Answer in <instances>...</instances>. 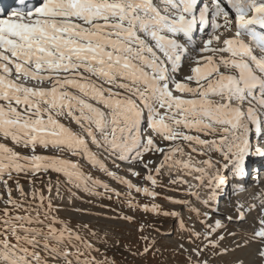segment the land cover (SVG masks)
I'll use <instances>...</instances> for the list:
<instances>
[{
  "label": "snow or ice",
  "instance_id": "6c2138e0",
  "mask_svg": "<svg viewBox=\"0 0 264 264\" xmlns=\"http://www.w3.org/2000/svg\"><path fill=\"white\" fill-rule=\"evenodd\" d=\"M159 4L17 0L0 15V264H115L120 239L84 217L135 226L144 246L125 249L155 255L147 216L178 223L186 264H264V190L213 219L229 177L245 190L264 157V0ZM253 212L250 232L228 228Z\"/></svg>",
  "mask_w": 264,
  "mask_h": 264
},
{
  "label": "rangeland",
  "instance_id": "374dc122",
  "mask_svg": "<svg viewBox=\"0 0 264 264\" xmlns=\"http://www.w3.org/2000/svg\"><path fill=\"white\" fill-rule=\"evenodd\" d=\"M73 127H75L73 125ZM153 159H156L157 162L159 161L158 157H152ZM186 159V157H185ZM127 167V165H125ZM172 171L175 173L176 176L181 175L182 173L179 171H176L175 167L172 169H165V172ZM189 179V181H195L191 177H186ZM164 182L167 183V176L164 178ZM25 187H28L27 184H25ZM159 191H163L162 189H158ZM168 195H177L176 193L169 192ZM188 199L189 197H183ZM194 199V198H193ZM160 203L164 205L166 208H172L177 207L179 209V206H173L168 204L167 202L160 200ZM104 203H108V201H104ZM79 205V202H77ZM82 207H90L87 204L79 205ZM115 206V205H114ZM230 208V209H229ZM223 209H227L228 215H235L234 213V203L230 204V202L226 203L225 206H223ZM221 209V210H223ZM93 212L101 211L99 208H92ZM185 218L188 217L187 210H183ZM66 218H72L75 214L65 213ZM221 215V214H220ZM217 213L213 214V219H224V214L221 216ZM85 220H90L93 226L98 228H105L110 231V234H113L121 241V247L119 248H110L108 250V255L110 257H114L115 264H186V258L183 253H178L176 251V246L180 242V230L178 223L169 218H154L153 216H147V217H141L142 222H148V223H154L161 229V234L157 235V248L159 249V252L153 255L152 253H149L146 256H133L131 255L123 245H130L134 249H142L144 246V242L139 239V233L135 231V226H128L124 222H109L103 219L97 220L94 217H84ZM73 223H76V219L73 218ZM249 225V226H248ZM245 228L237 227L236 224L231 223L228 225V228L230 230H237V232L240 233H246L250 232L252 230V222H246L245 225H243ZM241 228V229H240ZM152 235H156V233H151ZM226 243H230V241H226ZM187 246V245H186ZM237 255V253H236ZM231 259V257H229ZM215 264V261H214Z\"/></svg>",
  "mask_w": 264,
  "mask_h": 264
},
{
  "label": "bare ground",
  "instance_id": "6f19581e",
  "mask_svg": "<svg viewBox=\"0 0 264 264\" xmlns=\"http://www.w3.org/2000/svg\"><path fill=\"white\" fill-rule=\"evenodd\" d=\"M40 2V1H39ZM39 2L37 3V5L36 6H38V4H39ZM245 39L247 40V37H245ZM253 157H255V158H261V157H259V156H256V155H254V156H252V157H249L248 158V160H247V166H251V167H257V166H252V164H256L255 163V160L253 159ZM261 166H264V162L261 164ZM256 170V169H255ZM255 170H253V172H256ZM263 175V183H261V184H259V183H256L255 182V180H254V182H253V187H254V190L252 191V193H248L247 191H246V193L244 192V194H243V196H241V202H244L246 205L248 204V203H251V202H253V200H254V198L256 197V195H257V193L259 192V191H261V190H264V170L263 169H261L260 170V173H259V176L260 175ZM190 183H192V184H195L196 182L195 181H189ZM263 186V187H262ZM245 191V190H244ZM236 200L237 199H235V197H234V195L232 194L231 195V197L229 198V199H227V201H225L224 203V205H226V203L228 202H230V204L232 203H234V205H235V203H236ZM257 203H258V201H256ZM219 209V213L218 212H216L218 215H222V214H224V215H228L227 213L228 212H230V211H228L227 209H223V208H218ZM221 209H223V210H221ZM230 209V208H229ZM232 210H234V209H232ZM215 213V214H216ZM220 215V216H221ZM257 215V213L256 212H253L252 213V215H250V216H248L247 217V220H246V222H249V221H251L252 222V224H254V217ZM246 222H243V223H240V222H236V221H234L233 223L234 224H236L237 225V227H241V228H245L243 225H245V223ZM249 226V225H248ZM240 228V229H241ZM234 231H237L236 229L234 230ZM237 255L238 256H243L245 259H249V260H252V259H255V256H254V248L253 249H249V250H245V251H243V252H237Z\"/></svg>",
  "mask_w": 264,
  "mask_h": 264
}]
</instances>
